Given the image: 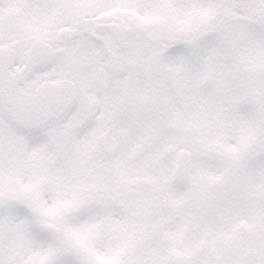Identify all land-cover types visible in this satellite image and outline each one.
I'll list each match as a JSON object with an SVG mask.
<instances>
[{
    "label": "flooded vegetation",
    "instance_id": "af4514ba",
    "mask_svg": "<svg viewBox=\"0 0 264 264\" xmlns=\"http://www.w3.org/2000/svg\"><path fill=\"white\" fill-rule=\"evenodd\" d=\"M164 45L139 17L130 21L126 5L87 14L63 0H0V68L23 94L46 88L52 106L50 124L37 122L25 132L0 111V264H58L65 249L70 263L80 264L64 221L79 225L86 210L106 212V228L129 237L128 250L145 238L158 242L160 229L177 219L193 222L166 264L177 256L179 264H221L216 254L226 252L234 264L259 259L264 183L249 188L244 181L264 179V133L242 154L211 141L212 132H223L219 120L197 126L184 107L192 84L185 81L188 60L178 71L180 97L164 95L171 68L184 62L174 47L159 49ZM179 111L184 117L176 118ZM241 204L251 225L236 222ZM206 220L217 230L210 242L200 232ZM188 237L195 256L181 254ZM33 239L58 255L22 262ZM250 251L256 255L247 261Z\"/></svg>",
    "mask_w": 264,
    "mask_h": 264
},
{
    "label": "rangeland",
    "instance_id": "374dc122",
    "mask_svg": "<svg viewBox=\"0 0 264 264\" xmlns=\"http://www.w3.org/2000/svg\"><path fill=\"white\" fill-rule=\"evenodd\" d=\"M63 1L82 6L87 14L126 5L130 21L131 17H139L153 36H161L166 45L161 46L160 50L178 45L182 52L175 48L172 54L180 56L184 62L171 68L174 87L171 83L164 86V95L173 101H176L177 94L180 97L177 88L184 87V73L178 71L186 68L188 60L192 64L188 69L191 75H186L185 81L192 84L186 88L190 95L183 98L184 107L189 111L187 117L192 118L197 126L206 118L218 119L223 132H212L209 137L211 141L220 143L222 150L229 154H242L248 143L257 140L261 132L264 133V0H182L185 5L179 0ZM208 76L213 77L214 87L204 91L201 82ZM179 117H184L180 111L176 112V118ZM37 180L35 176L32 183ZM253 183H264V179L244 181L249 188L254 187ZM32 197H35V191H31ZM240 206L236 222L241 226L251 225L253 221L247 215L246 206ZM44 208L47 209V206ZM85 215L79 225L75 219L64 221L65 236L72 240L79 252L80 264H166L172 255L180 251L179 240L187 225L194 224L189 220L177 219L175 225L169 224L160 229L158 242L145 238L142 246L128 250L130 238H124L116 227L113 232L106 228V212L98 214L97 211L86 210ZM213 224V220H206L200 227L202 238L211 235L209 242L217 236ZM189 239H183L187 248L181 249V254L190 257L194 249H190ZM10 240L9 244L14 246V240ZM16 242L18 250L21 240L18 238ZM31 244V253L26 256L21 254L22 262L30 259V256L35 263L47 262L54 257L53 245L35 239ZM255 244L261 249L258 248L260 257L254 264H264V237L256 240ZM240 248L246 246L241 245ZM61 254L63 260L58 264H72L66 257L69 254L67 249ZM216 255L219 263L234 264L232 252Z\"/></svg>",
    "mask_w": 264,
    "mask_h": 264
},
{
    "label": "water",
    "instance_id": "95a60500",
    "mask_svg": "<svg viewBox=\"0 0 264 264\" xmlns=\"http://www.w3.org/2000/svg\"><path fill=\"white\" fill-rule=\"evenodd\" d=\"M19 75H25V71ZM211 87L212 77H209L203 81V88ZM51 108L49 102L47 103L46 88L41 89L35 96L23 94L18 87V81L14 82L8 73L0 68V111L9 122L17 121L18 129L24 132L25 128L35 126L37 122L50 124ZM254 256L255 253L250 251L247 260H252ZM180 259L181 257L177 256L175 264H179Z\"/></svg>",
    "mask_w": 264,
    "mask_h": 264
},
{
    "label": "trees",
    "instance_id": "16d2710c",
    "mask_svg": "<svg viewBox=\"0 0 264 264\" xmlns=\"http://www.w3.org/2000/svg\"><path fill=\"white\" fill-rule=\"evenodd\" d=\"M84 263L88 264L87 262H84Z\"/></svg>",
    "mask_w": 264,
    "mask_h": 264
}]
</instances>
